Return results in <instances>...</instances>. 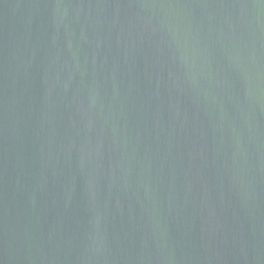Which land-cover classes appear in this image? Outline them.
Returning a JSON list of instances; mask_svg holds the SVG:
<instances>
[{"label":"water","instance_id":"water-1","mask_svg":"<svg viewBox=\"0 0 264 264\" xmlns=\"http://www.w3.org/2000/svg\"><path fill=\"white\" fill-rule=\"evenodd\" d=\"M0 264H264V0H0Z\"/></svg>","mask_w":264,"mask_h":264}]
</instances>
